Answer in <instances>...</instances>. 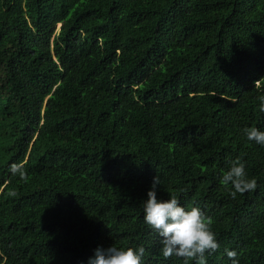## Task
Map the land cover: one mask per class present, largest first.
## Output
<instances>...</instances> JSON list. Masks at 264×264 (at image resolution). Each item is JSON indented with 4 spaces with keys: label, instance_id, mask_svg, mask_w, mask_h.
I'll return each mask as SVG.
<instances>
[{
    "label": "trees",
    "instance_id": "16d2710c",
    "mask_svg": "<svg viewBox=\"0 0 264 264\" xmlns=\"http://www.w3.org/2000/svg\"><path fill=\"white\" fill-rule=\"evenodd\" d=\"M260 95L264 0H0V264H195L143 221L155 176L210 219L205 264H264ZM237 158L257 186L232 197Z\"/></svg>",
    "mask_w": 264,
    "mask_h": 264
},
{
    "label": "clouds",
    "instance_id": "9594fccd",
    "mask_svg": "<svg viewBox=\"0 0 264 264\" xmlns=\"http://www.w3.org/2000/svg\"><path fill=\"white\" fill-rule=\"evenodd\" d=\"M259 111L264 113V95L259 96ZM244 137L248 141L264 146V130L257 127H245L242 129ZM14 175L21 180L26 179L22 166L13 164L10 168ZM222 185L231 186V196L237 193L243 194L256 188L257 181L249 178L245 164L239 159L231 161L226 170H221L219 177ZM159 180L153 177V182L147 191L146 198L141 201L143 221L160 238L161 253L167 258L170 256L183 257L186 260L192 258L195 264H205V253H211L218 247L215 233L211 229L210 219L199 205L186 208L176 196L162 199L157 195ZM145 248L143 245L135 247L119 248L111 245L107 248L98 246L94 255L88 258L87 264H142ZM228 255L234 256V252ZM233 264H236L233 261Z\"/></svg>",
    "mask_w": 264,
    "mask_h": 264
}]
</instances>
